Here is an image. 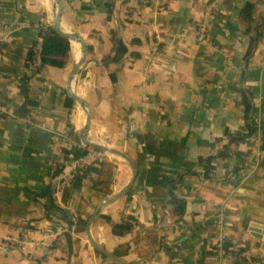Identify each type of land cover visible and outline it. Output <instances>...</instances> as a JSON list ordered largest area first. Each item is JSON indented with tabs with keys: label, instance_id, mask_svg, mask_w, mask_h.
Here are the masks:
<instances>
[{
	"label": "crops",
	"instance_id": "1",
	"mask_svg": "<svg viewBox=\"0 0 264 264\" xmlns=\"http://www.w3.org/2000/svg\"><path fill=\"white\" fill-rule=\"evenodd\" d=\"M53 1L0 0V105L14 116L23 108L17 117L33 122L0 117V264H115L92 248L86 226L72 236L70 253L62 237L48 235L50 203L87 224L131 179L129 164L113 154L78 184L53 193L51 170L63 153L57 134L85 143V112L69 98L72 91L90 107L92 144L124 154L136 169L129 191L91 224L99 246L114 255L128 242L125 257L114 255L127 264H264V158L251 177L240 172L257 138L245 130L242 92L251 97L250 115L261 116L264 107V0H63L62 30L87 48L84 78L72 83L74 43L62 69L31 76L26 65L40 25L53 21ZM246 3L254 7L250 33L241 13ZM109 27L128 45L116 63L104 62L112 49ZM199 27L205 42L196 39ZM150 112L156 132L147 128ZM259 135L264 140L262 128ZM172 197L185 204L179 219ZM101 215L113 224L130 215L133 229L115 236ZM219 215L242 251L238 263L217 255Z\"/></svg>",
	"mask_w": 264,
	"mask_h": 264
},
{
	"label": "trees",
	"instance_id": "2",
	"mask_svg": "<svg viewBox=\"0 0 264 264\" xmlns=\"http://www.w3.org/2000/svg\"><path fill=\"white\" fill-rule=\"evenodd\" d=\"M104 7L106 9V22L111 21V12L112 7L111 4L106 2L104 4ZM253 5L251 3L244 4L242 8V17L243 20L247 23V33H250L251 30V22H252V12H253ZM250 25V26H249ZM38 37L41 39V45L38 49V52L34 54L32 50L30 49L27 55L26 59V65L30 63L33 60H36V62L39 64V69L41 70L44 67H51L55 69H62L64 68L67 63L70 60V45L67 39L62 37L60 34H58L51 25L44 24L40 25L39 31H38ZM109 39L112 44V49L110 54H108L104 62H112L116 63L118 62L122 57H124L128 53V45L125 44L117 34V31L114 27H109ZM250 46L245 54V60L251 57L253 49L252 44L255 41V38H250ZM32 76V75H31ZM24 82V80H23ZM23 85V84H22ZM241 102L244 108V119L247 120L251 114V97L247 92H242L241 94ZM65 106L69 109L72 106V101L69 98H65ZM22 109L17 111V116L24 115L22 113ZM247 135L251 136L255 132L254 127L247 126ZM69 135H71L68 132ZM64 156L66 158H79L85 154V151L82 149H62ZM210 170V169H209ZM62 171V166L57 165L54 169V172L52 173V178H55L60 172ZM89 171H95L96 167H90L88 169ZM86 176V174L84 175ZM83 176L76 175L71 185L78 184ZM54 193V192H53ZM52 191L49 189L43 191V196H51ZM170 205L172 206V210L174 215L177 217V219L181 218L185 204L181 200H177L175 198H171ZM104 223L108 224L110 226L111 234L115 236H125L129 234L134 226V218L130 215L121 216V219L118 223L113 224L108 216L101 215L99 217ZM47 220H49L52 224V229H54L55 226L60 227L62 230V234L60 237L64 239V242L67 246L68 253L71 252V246H72V236L70 235L71 227H74L75 233H84L85 226H86V220L78 217L77 215L71 213L68 210L61 209L57 205L50 203L48 210H47ZM151 242L154 244H161V239L156 238V236H153V239ZM230 242H225L223 244V255L228 256L232 259L233 263H238L240 260V253L242 254V251L239 249L238 252L235 254L234 251L231 249ZM113 253L118 258H123L129 253V243L126 242L124 244L119 245L113 250Z\"/></svg>",
	"mask_w": 264,
	"mask_h": 264
},
{
	"label": "built area",
	"instance_id": "3",
	"mask_svg": "<svg viewBox=\"0 0 264 264\" xmlns=\"http://www.w3.org/2000/svg\"><path fill=\"white\" fill-rule=\"evenodd\" d=\"M196 39L199 42H205L206 41V30L203 27H199L197 29V35ZM41 45V39L37 37L35 39V42L31 48L32 52L36 54L38 52V49L40 48ZM149 60L151 62L154 61V57L151 56L149 57ZM232 64V54L228 53L227 58H226V65L229 67ZM27 69L28 72L33 75H41V70L39 69V64L36 62V60L31 61L30 63L27 64ZM4 116H9V117H14L18 118L21 122H26L27 124H33L28 119L25 118H19L17 116H14L13 114L9 113L8 110H6L3 106L0 105V117ZM246 122V127L251 126L256 128L255 132L253 133L254 136H257L255 140V151L250 154L249 156L246 157L242 164V169L240 172L243 173V175L246 178L251 177L254 172L257 170L260 160L264 158V140H261L259 133L261 132V116L260 115H250L249 118L245 121ZM42 127H44L41 124ZM247 132V128H245ZM60 139L62 140V147L67 148V149H82L85 151V154L79 158H66L64 154L61 152L59 153V161L58 164L59 166H62V171L54 178V194L57 192V190L70 186L72 183L73 178L76 175H81L84 176L85 174L88 173V169L90 167H97L101 163L109 160L111 158V155L107 151H101L96 148L90 147L86 145L85 143L81 142H75L72 138L71 135H69L67 132L65 133H59ZM56 168V165L53 167L51 170V174L54 172V169ZM72 213V212H71ZM221 215H219V221L216 222V242H215V247H216V252L217 255L221 258L223 257V244L227 241L230 242L231 249L234 251L236 254L239 250V248L235 245L234 242L231 241L229 238L228 234L225 232V230L222 227L221 224ZM166 222L169 223V218H166ZM62 234V230L60 227L55 226L54 229L51 228L50 232L48 235L54 236L56 238L60 237ZM70 235L75 236L74 232V227H71L70 230ZM10 241V239H6ZM240 256H243V254L240 253Z\"/></svg>",
	"mask_w": 264,
	"mask_h": 264
},
{
	"label": "water",
	"instance_id": "4",
	"mask_svg": "<svg viewBox=\"0 0 264 264\" xmlns=\"http://www.w3.org/2000/svg\"><path fill=\"white\" fill-rule=\"evenodd\" d=\"M62 12H63V0H57V6L55 8V17H54L53 22L51 23V26L53 27V29L58 34H60L65 39H67L68 42L78 44L82 48L81 56H80V59L78 61V70H79L78 76H79V80L81 81L85 75V63H86V56H87V48H86L84 41L79 36H77L76 34H73V33L66 34L65 32H63L62 27H61ZM239 64H240L239 62H236L232 68L230 67L227 70L229 72L230 71L234 72L235 68H237L239 66ZM222 70H224V67L222 68ZM68 96L73 102H75L78 106H80L85 112V126H84V130H83V135H84V141H85L86 145L93 147V148H96V149L101 150V151H107L112 155L115 154V155L119 156L120 158L124 159L129 164V166L131 168V179H130L129 183L127 184V186L121 192H119V194L113 195L108 200H106L101 207V208H103L106 205H108L109 203L118 200L120 197L124 196L129 191V189L133 183V180L135 178V175H136V169H135V166L133 165V163L124 154L92 144V142L90 141V138H89V128H90V121H91L90 107L85 100L79 99L77 97L76 92H73V91L68 92ZM149 116H150L151 121L147 125V128L150 130H154V132H156L155 114L153 112H150ZM261 127L264 130V107L262 108ZM101 208H99L93 214V216H91V218L88 220V222L86 224L85 234H86L87 240L94 250L99 252L102 256L107 258L112 263L127 264V263L123 262L122 260L116 258L111 253L107 252L105 249H103L91 237V234H90L91 224H92L93 220L95 219V217L101 211Z\"/></svg>",
	"mask_w": 264,
	"mask_h": 264
},
{
	"label": "bare ground",
	"instance_id": "5",
	"mask_svg": "<svg viewBox=\"0 0 264 264\" xmlns=\"http://www.w3.org/2000/svg\"><path fill=\"white\" fill-rule=\"evenodd\" d=\"M54 2V4H55V8H56V6H57V0H54L53 1ZM52 3V2H51ZM49 6V5H48ZM46 7V6H45ZM54 7V6H53ZM55 8H54V17H55ZM52 10H53V8H52ZM54 17H53V20H54ZM53 22V21H52ZM63 32H65V31H63ZM66 34H69L68 32H65ZM75 44V43H74ZM73 50H74V54H75V58H76V63H75V66H74V69L72 70V74H71V81H70V83H72V81H73V78H75L76 76H78V74H79V70H78V61H79V59H80V56H81V54H79L80 53V48L78 47V44H76L75 46H73ZM81 52H82V48H81ZM70 91L72 90L71 89V87H70V89H69ZM79 99H82V98H80L79 96H77ZM81 112V111H80ZM80 120V119H79Z\"/></svg>",
	"mask_w": 264,
	"mask_h": 264
}]
</instances>
